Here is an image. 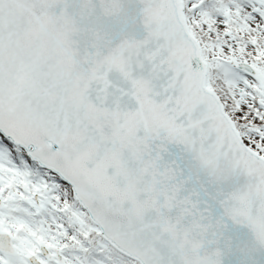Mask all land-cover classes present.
Returning <instances> with one entry per match:
<instances>
[{"label": "snow or ice", "instance_id": "snow-or-ice-1", "mask_svg": "<svg viewBox=\"0 0 264 264\" xmlns=\"http://www.w3.org/2000/svg\"><path fill=\"white\" fill-rule=\"evenodd\" d=\"M0 264H264V0H0Z\"/></svg>", "mask_w": 264, "mask_h": 264}]
</instances>
